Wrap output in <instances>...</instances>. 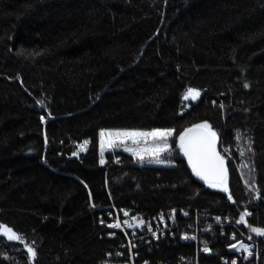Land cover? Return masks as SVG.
Wrapping results in <instances>:
<instances>
[{
	"label": "trees",
	"instance_id": "1",
	"mask_svg": "<svg viewBox=\"0 0 264 264\" xmlns=\"http://www.w3.org/2000/svg\"><path fill=\"white\" fill-rule=\"evenodd\" d=\"M203 124L224 185L179 146ZM114 130H171L170 147L155 165L119 147L102 158ZM115 216L134 225L117 231ZM252 228L264 229V0H0V264H264Z\"/></svg>",
	"mask_w": 264,
	"mask_h": 264
},
{
	"label": "snow or ice",
	"instance_id": "2",
	"mask_svg": "<svg viewBox=\"0 0 264 264\" xmlns=\"http://www.w3.org/2000/svg\"><path fill=\"white\" fill-rule=\"evenodd\" d=\"M199 93L195 92V90L190 89L188 91V94L185 96V99L188 98V96L196 97ZM209 126L207 124L198 125L197 128L207 129ZM194 131L193 129H189L187 132L182 134L180 136V147L185 151V154L189 156L190 162L193 164V169L196 172L198 176H201L203 179H207V170H211L216 175V183H213L212 186H218V185H224L225 184V176H224V170H223V164H222V158H219L220 165L219 168H217L216 165V159L214 148L209 151L210 143L206 137H190L188 134ZM101 137H115V138H121L122 140L125 139H132L133 142L136 141V138L138 137H145V136H151L153 138H160L161 140H166L168 136L172 135L171 130H154L150 133H144V132H135V131H123V132H102ZM209 136L212 138L214 142L215 133L210 132ZM114 141H110L112 143ZM87 145V141H85L84 145H81V151L85 150ZM167 145H164V148H166ZM161 151L164 150L163 148L160 149ZM195 157V158H194ZM142 158V157H141ZM225 191H227V188H224ZM127 215V213H125ZM250 215V213H245L244 216H241V222H245V216ZM127 223V222H125ZM109 227H120L119 224L109 225ZM253 232L257 233L258 235H264V229H257L252 228ZM3 234L8 236V239H19L18 236L15 235V233H12L11 229L5 228L3 230ZM28 251L35 256V251L32 248H29ZM205 251H208L207 248H205Z\"/></svg>",
	"mask_w": 264,
	"mask_h": 264
},
{
	"label": "rangeland",
	"instance_id": "3",
	"mask_svg": "<svg viewBox=\"0 0 264 264\" xmlns=\"http://www.w3.org/2000/svg\"><path fill=\"white\" fill-rule=\"evenodd\" d=\"M193 90V89H192ZM198 91V90H197ZM199 92V91H198ZM188 94V92L185 94V96ZM184 96V97H185ZM200 97V92L199 95L196 97L193 96H188L186 100L189 101H197ZM185 99V98H184ZM123 132V131H135V130H114V131H103L104 133L107 132ZM135 132H141V131H135ZM149 132H144V133H150ZM170 136L166 138V140H161L160 138H153L151 136H145V137H138L136 138V141L133 142L132 139H125L122 140L121 138H115V137H101V156L104 158V156L110 152L118 149L127 150L131 152L134 156L141 160H149L150 164H161L157 158L160 157L164 152L170 147L168 143V139ZM110 141H114L110 143ZM167 145L166 148H164V145ZM163 148L164 150H160ZM142 157V158H141ZM243 244L239 246V249H243Z\"/></svg>",
	"mask_w": 264,
	"mask_h": 264
},
{
	"label": "water",
	"instance_id": "4",
	"mask_svg": "<svg viewBox=\"0 0 264 264\" xmlns=\"http://www.w3.org/2000/svg\"><path fill=\"white\" fill-rule=\"evenodd\" d=\"M189 129H193L194 130V131H192L191 133L188 134L190 137H194L195 138V137H202L203 136V137H206L208 139V141L210 143L209 151H211V149L214 148V152H215V157L214 158L216 159L217 168H219V165H220L219 158H222V164H223V170H224V176H225V183H226L227 178H228V168H227V163H225V161H224V159H223V157H222V155L220 154V151H219V145H220L219 139L215 136L214 142H213L212 138L209 136V133L211 132L209 128L202 129V128H197V126H193V127L189 128ZM189 129H187L185 132H187ZM186 159H187L189 165L193 169V164H192V162H190L188 155H186ZM193 171H194V169H193ZM195 174H196V172H195ZM207 175H208L207 179H203V178H201V176H198V175L197 176L201 180H203L205 183H207V184L216 183V175L211 170H207Z\"/></svg>",
	"mask_w": 264,
	"mask_h": 264
},
{
	"label": "built area",
	"instance_id": "5",
	"mask_svg": "<svg viewBox=\"0 0 264 264\" xmlns=\"http://www.w3.org/2000/svg\"><path fill=\"white\" fill-rule=\"evenodd\" d=\"M125 213H127V210H123L122 214H125ZM113 218H114V221L112 222V225H114V224L120 225V227H114L117 231L126 232L127 229H129L130 227H132L134 225V220H132V219H127V220H125L127 223H123L121 221L120 216H115ZM253 252H254L253 244L246 243L242 256H244L245 259H248V258L252 257ZM237 261H238V257H235L233 259V264H237Z\"/></svg>",
	"mask_w": 264,
	"mask_h": 264
}]
</instances>
